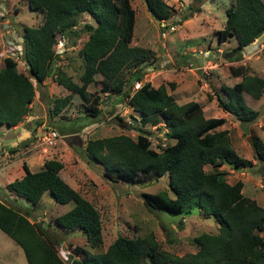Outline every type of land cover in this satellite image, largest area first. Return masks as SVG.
Listing matches in <instances>:
<instances>
[{
    "label": "trees",
    "instance_id": "trees-1",
    "mask_svg": "<svg viewBox=\"0 0 264 264\" xmlns=\"http://www.w3.org/2000/svg\"><path fill=\"white\" fill-rule=\"evenodd\" d=\"M150 16L159 21L169 18L173 10L165 0H142ZM28 7L41 12L39 25L23 27L22 60L29 74L18 69V62L9 55L3 56L0 67V124L9 127L24 120L31 108L36 83L50 77L56 84L69 90L62 98L53 100L50 115L55 116L78 95L92 102L91 114L99 113L100 93L116 96L139 114L136 137L118 134L91 138L85 142L88 161L102 165V178L110 182L145 184L165 175L169 188L175 193L144 192L142 196L151 209L178 216L184 207L196 201V208L204 216H213L218 222L216 233H201L192 240L197 249L177 255L164 250L153 232L145 236H116L100 252L78 249L81 257L62 259L55 245L38 221L31 222L28 213H21L0 199V230L16 244L25 255L26 264H264V207L256 199L243 194V182L229 183L223 176V164L239 170L249 161L232 147L229 130L219 129L224 117L204 118L201 105L194 100L184 104L176 102L167 87H158L142 81L144 64L156 61L147 48L131 44L134 32L135 10L130 0H28ZM224 25L218 31L222 41L231 35L237 41L232 49L240 53L251 44L255 34L264 30L263 0H234L226 8ZM87 13L93 24L84 23L82 31L87 39L78 49L82 58L79 83L72 80L57 61L54 52L58 39L69 33L79 15ZM264 52V50H263ZM234 76L241 80L230 85H220L223 94L216 92L218 107L236 118L242 125H250L259 117V110L247 105L244 93L260 98L264 93V77L249 73L246 65L230 66ZM100 74L99 79H94ZM127 75V76H126ZM142 81L132 88V81ZM99 83L96 94L87 86ZM173 88V84H168ZM264 130V113L262 114ZM136 121V119H135ZM165 127L164 135L174 142L159 145V151L150 146L152 131L146 127ZM255 158L264 165V140L251 143ZM17 151V148H9ZM209 166V169H206ZM23 176L6 183L8 191L24 198L31 206L39 202L46 191L59 203L73 202L72 206L54 218L55 225L73 231L79 229L92 248L101 243V216L92 203L64 181L59 172L63 163L55 158L44 160L39 170L33 172L23 162ZM264 177V173L262 175Z\"/></svg>",
    "mask_w": 264,
    "mask_h": 264
},
{
    "label": "rangeland",
    "instance_id": "rangeland-1",
    "mask_svg": "<svg viewBox=\"0 0 264 264\" xmlns=\"http://www.w3.org/2000/svg\"><path fill=\"white\" fill-rule=\"evenodd\" d=\"M165 1L171 6L173 13L169 18L156 21L150 16L142 0H130L135 10L131 44L147 48L156 56L155 62L144 64L142 81L149 82L154 87L163 83L179 104L197 101L205 107L204 118L220 117L222 112L214 93L221 92L220 85L231 86L240 79L232 75L230 66L246 65L249 72H258L264 77V33L238 54L232 51L236 42L231 35L223 38L222 42L218 40V31L224 25L225 10L234 0ZM41 21V12L32 11L28 7V0H0V67L3 65V54L7 52V46H14L16 50L22 47L23 27L36 26ZM84 23L93 24V19L87 13L79 15L76 20L77 25L73 30L77 31V35L69 33L63 39V45L59 42L61 39L54 45L60 55L57 65L77 83L82 73V58L78 55V49L88 36L86 31L81 30ZM18 69L29 74L21 56ZM99 77L101 75L97 74L94 79ZM30 80L35 86L33 102L28 114L17 127L22 131L27 129L29 133L15 139L11 148L16 147L17 151H10V147L1 149L2 152H7L9 157L6 158L13 165L6 164L4 170H7L3 171V159H0V199L21 213H28L31 222L38 221L62 259L81 257L83 253L78 249L102 252L118 235L136 237L150 232L154 233L155 239L164 250L184 255L196 251L193 237L201 233L218 232V222L213 216L199 213L196 201L186 205L178 216L147 206L142 196L144 192L164 191L170 198L175 197L165 175L145 184L110 182L102 178V165L86 159L84 145L91 138L118 134L136 137L138 130L134 127L140 125L139 114L125 101L117 100L116 96L109 98L105 92H101L98 101L99 113L93 116L90 110L92 102L85 103L78 95H73L65 108L51 116L49 109L53 108V100L64 97L69 90L56 84L50 77L41 84L36 83L34 77ZM170 83L173 88L169 87ZM99 85L90 83L87 86L88 92L96 94ZM245 101L248 106L260 111L258 119L250 125H242L234 117L225 114L226 122L219 129L229 130L230 144L249 164L239 170L234 169L232 173L229 172L231 168L226 166L223 168V176L230 183L238 179L244 181L243 194L253 197L264 207V165L255 158L251 148L255 139L264 140V130L261 128L264 93L262 97L255 99L245 93ZM146 129L152 131L150 138H154L155 142L164 139L165 143L174 142L161 134L163 127L154 130L153 125ZM48 130H54L58 134L52 146H44L39 141ZM10 133L13 134L14 131L11 130ZM9 139L8 128L3 124L0 126V142ZM150 146L156 149L154 142ZM33 155L39 156L38 164L47 158L61 160L63 169L59 172L60 177L98 210L102 226V241L98 246L92 248L88 245L85 234L79 229L69 231L55 225L54 218L70 208L73 202L59 204L50 191L44 192L40 201L33 206L15 194L7 196L9 193L2 186V179L13 176L10 166L22 167L21 162L26 159L31 171L39 170L36 159L24 158ZM209 168L206 166V169ZM261 235L264 236V231ZM26 263L22 248L0 230V264Z\"/></svg>",
    "mask_w": 264,
    "mask_h": 264
},
{
    "label": "crops",
    "instance_id": "crops-1",
    "mask_svg": "<svg viewBox=\"0 0 264 264\" xmlns=\"http://www.w3.org/2000/svg\"><path fill=\"white\" fill-rule=\"evenodd\" d=\"M234 38V37H233ZM224 39H226V37L224 38ZM220 42H222L220 39H218ZM228 40V39H227ZM234 40H235V42H236V44H237V41H236V39L234 38ZM249 73H251V72H249ZM256 73V72H255ZM258 73V72H257ZM234 76V75H233ZM234 77H239L240 79L239 80H241V76H234ZM263 77V76H262ZM239 80H236L235 82H237V81H239ZM234 82V83H235ZM216 93V92H215ZM214 93V94H215ZM219 93H221V94H223L222 93V91L221 92H219ZM173 95V94H172ZM251 96V95H250ZM252 97V96H251ZM244 98H245V93H244ZM255 99V98H254ZM176 100V99H175ZM177 102V101H176ZM178 103V102H177ZM201 105V104H200ZM201 107H202V114H203V112L205 111V107H203L202 105H201ZM220 112H222V116H220V117H224V118H227L226 116H225V114H227V115H230L228 112H225L224 110L222 111H220ZM230 116H232V115H230ZM233 117V116H232ZM236 119V118H235ZM237 120V119H236ZM238 121V120H237ZM3 124H5V123H2V124H0V126H2ZM6 125V127L8 128V135H9V141H7L6 140V142H0V150L1 149H5V148H8V147H10L11 148V146L13 145V143H14V141H15V139L17 138V137H20V136H22V135H27L28 133H29V131L27 130V129H24L23 131L22 130H18L17 129V127H19V125H16V126H13V127H9L7 124H5ZM11 130H13L14 131V133L13 134H11L10 133V131ZM230 134V133H229ZM12 137V138H11ZM6 157H9L8 156V154H7V152L5 151V152H2V150H1V152H0V159L2 160L3 159V162H2V164H1V166L3 165V171H5V170H7V169H5L4 170V167H5V165L7 164L8 166H9V164H11L10 162H11V160H8ZM24 158H28V159H30V158H32L33 160L34 159H36V162H37V164H38V161H37V158H39V156L38 155H33V156H31V157H28V156H26V157H24ZM47 159H49V158H47ZM56 159V158H55ZM0 160V161H1ZM44 160H46V159H43L39 164H38V166L41 168V166H42V164H43V162H44ZM61 161V160H60ZM23 162H25L27 165H28V162L26 161V159H24L22 162H21V164L23 163ZM62 162V161H61ZM11 165H13V164H11ZM226 166H228V165H226V164H223V166L221 167L222 169L224 168V167H226ZM29 167V166H28ZM229 167V166H228ZM227 167V168H228ZM11 171L10 172H12V177H10L9 179H2V186H5L6 185V183L8 184L10 181H12V180H14V179H18V178H20V177H22L23 176V168L21 167V166H18V165H16V166H10V168H9ZM63 169V168H62ZM61 169V170H62ZM38 170V169H37ZM234 171V169H229V172H233ZM33 172V171H32ZM240 181H242L241 179H239ZM243 182V184H244V181H242ZM69 183V182H68ZM230 183V182H229ZM5 188H6V186H5ZM243 188H244V186H243ZM7 189V188H6ZM8 191V190H7ZM242 192H243V189H242ZM8 193L9 194H7V196L8 195H14V193H12V192H10V191H8ZM244 193V192H243ZM253 198V197H252ZM254 199V198H253Z\"/></svg>",
    "mask_w": 264,
    "mask_h": 264
},
{
    "label": "built area",
    "instance_id": "built-area-1",
    "mask_svg": "<svg viewBox=\"0 0 264 264\" xmlns=\"http://www.w3.org/2000/svg\"><path fill=\"white\" fill-rule=\"evenodd\" d=\"M63 39L64 38H62L59 42H60V44L61 45H63ZM6 49H7V52L5 53V54H3V55H9V57H11V58H13L15 61H17L18 62V60H19V57L21 56V60H22V47H20V49L19 50H16L15 48H14V46H7L6 47ZM54 52L55 53H58L59 54V51L58 50H55L54 49ZM141 82L142 81H137V80H133L132 81V88H139V85L141 84ZM157 128V126H155L154 125V130ZM163 131L161 132V134L162 135H164V131H167V129L165 128V127H163ZM155 135V134H154ZM57 137H58V134H57V132L56 131H54V130H48V131H46L42 136H41V140H39L40 141V143L41 144H43L44 146H52L54 143H55V140L57 139ZM151 137V135L149 136V138ZM164 137L166 138V136L164 135ZM155 139L154 138H150V141L151 142H154V145H155V148L156 149H154V150H156V151H159L160 149H159V145H164L165 144V140L166 139H164V141H159V142H155L154 141ZM151 142H150V144H151Z\"/></svg>",
    "mask_w": 264,
    "mask_h": 264
},
{
    "label": "water",
    "instance_id": "water-1",
    "mask_svg": "<svg viewBox=\"0 0 264 264\" xmlns=\"http://www.w3.org/2000/svg\"><path fill=\"white\" fill-rule=\"evenodd\" d=\"M263 33H264V30L257 31L256 34H255V38L260 37Z\"/></svg>",
    "mask_w": 264,
    "mask_h": 264
}]
</instances>
